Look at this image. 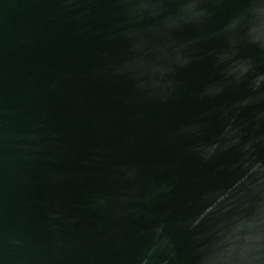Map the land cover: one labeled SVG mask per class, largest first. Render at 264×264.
I'll return each mask as SVG.
<instances>
[{
    "label": "water",
    "instance_id": "obj_1",
    "mask_svg": "<svg viewBox=\"0 0 264 264\" xmlns=\"http://www.w3.org/2000/svg\"><path fill=\"white\" fill-rule=\"evenodd\" d=\"M85 8L91 15L75 20ZM119 19L117 6L104 2L0 0V264H137L149 246L139 234L164 213L166 234L190 264V236L232 211L229 196L246 177L217 187L228 182L233 157L203 166L182 155L181 143L165 140L208 102L188 95L169 105H126L125 84L88 76L104 54L112 60L124 54L123 42L97 34ZM258 69L264 72V57ZM212 75L201 63L182 78L191 93ZM220 130L213 122L202 139L210 142ZM259 155L264 158V149ZM165 163L177 167L157 166ZM125 164L141 169L135 184L121 181ZM256 172L264 173V162L252 165L249 174ZM169 182L175 184L171 198L146 202L154 186ZM132 192L140 199L126 206L138 212L119 220L112 207H86L98 196L111 197L114 207ZM185 220L198 223L187 236Z\"/></svg>",
    "mask_w": 264,
    "mask_h": 264
},
{
    "label": "clouds",
    "instance_id": "obj_2",
    "mask_svg": "<svg viewBox=\"0 0 264 264\" xmlns=\"http://www.w3.org/2000/svg\"><path fill=\"white\" fill-rule=\"evenodd\" d=\"M64 5L81 6L100 2L117 6L118 22L97 33L105 42L120 40L124 54L112 60L106 54L89 69L91 79L125 84L121 97L126 105H169L191 95L209 106L194 113L165 133L168 143L182 144V155L203 166H213L226 154L233 157L224 186L243 179L229 196L232 211L218 213L207 221L206 230L191 235L190 264H264V173H250L254 163L264 162V0H61ZM68 10H72L69 7ZM91 8L77 13L84 22ZM222 17V22L217 18ZM221 21V20H220ZM185 34H187L185 36ZM258 55H246L245 50ZM207 63L213 75L189 93L182 74ZM211 89V90H210ZM221 125L210 142L202 137L209 125ZM128 142L134 144L136 137ZM175 169V163L157 165ZM220 170V169H217ZM121 181L135 184L142 174L135 164L121 165ZM175 184L154 186L146 202L171 198ZM111 197L98 196L86 205L91 210L112 207L114 220L138 212L140 197L134 192L121 195L111 206ZM164 213L153 216V224L139 235L149 241L137 264H183L177 244L166 234ZM198 223L185 220V235ZM161 257H163L161 259Z\"/></svg>",
    "mask_w": 264,
    "mask_h": 264
}]
</instances>
